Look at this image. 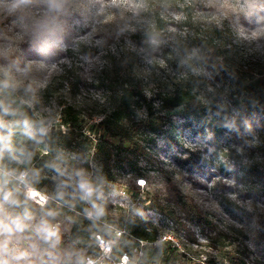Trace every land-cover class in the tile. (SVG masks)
Returning a JSON list of instances; mask_svg holds the SVG:
<instances>
[{"label": "rangeland", "instance_id": "rangeland-1", "mask_svg": "<svg viewBox=\"0 0 264 264\" xmlns=\"http://www.w3.org/2000/svg\"><path fill=\"white\" fill-rule=\"evenodd\" d=\"M174 1L173 5L160 4L163 18L160 30L156 37L140 45L131 40V34L140 32L144 42V35L154 28L143 0H71L62 12L50 10L47 0H33L15 10L11 9L14 0H0V86L10 87L21 96L48 129L64 130L59 124L60 108L73 106L80 113L82 130L97 138L102 132L98 122L118 103L122 86L138 84L149 96L176 76L198 71V62L187 61L195 50L184 44L192 31L210 29L213 25L220 27L226 35L227 55L237 66L253 73L264 69V0ZM45 15L58 19L61 27L55 35L32 29L33 21ZM22 22L29 25L28 30L22 27ZM180 44H184L182 52ZM206 89L205 98L220 104L226 128L216 149L206 143L202 134H193L180 109L166 112L163 120L166 137H153L144 143V156L136 158L138 172L127 169L116 172L113 187L107 193L100 192L99 198L107 203L95 204L103 209V215L96 217L93 202L88 203L89 208L82 216L85 225H95L87 241L70 240L72 221L64 211L57 210L58 203L52 202L44 210L39 197L46 201L50 192L36 189L40 196L31 200L26 209L31 217L26 221L27 227H31L29 223L33 220L43 221L49 216L47 224L56 231L57 238L44 242L35 228L29 236L11 235L20 252L31 259L29 264H64L86 253L110 264H203L205 260L231 264L232 254L248 264H264V197L251 195L244 183L221 171L233 169L230 153L242 163L258 156L256 145L264 142V126L241 129L231 122L232 117L224 107L228 98L226 89L216 94L211 87ZM136 114L144 117L145 109H138ZM190 153L194 158L204 157L209 167L189 173L174 158L183 159ZM54 155L60 168L55 172L63 176L60 170L64 163L72 164L73 157L63 151ZM84 162L85 168L86 164L89 169L94 168L90 153ZM21 175L10 167L0 168V182L5 183L11 176L18 184L16 193L24 191L27 196L30 186L23 184L25 178L21 180ZM78 180L86 184L89 178ZM69 181L64 182V188L72 204L78 195L72 189L73 178ZM247 186L257 187L253 183ZM174 189L191 199L212 219L216 229L226 234L222 252H213L207 246L215 231L197 225L193 213L187 214L178 203ZM156 204L165 210L172 209L177 222L172 223L159 213ZM89 212H93L91 218ZM131 214L159 230L156 241H140L125 232L123 225ZM103 224H107L105 231ZM98 234L107 236L110 252L98 246L95 241ZM124 251L129 255L126 263L121 261Z\"/></svg>", "mask_w": 264, "mask_h": 264}, {"label": "trees", "instance_id": "trees-1", "mask_svg": "<svg viewBox=\"0 0 264 264\" xmlns=\"http://www.w3.org/2000/svg\"><path fill=\"white\" fill-rule=\"evenodd\" d=\"M143 1L144 9L154 22V28L144 35V42H141L140 32L131 34V40L140 45H145L146 39L156 37L160 30L163 20L160 4H175L174 0ZM207 29L192 31L184 42L196 52L187 60L199 63L196 73L188 72L176 76L174 81H170L171 83L164 88H156L149 96L138 84L122 86L118 103L98 122L102 132L97 138L82 130L80 113L73 106L65 105L60 108L59 124L65 128L64 130L59 127L48 129L46 123L33 113L21 96L10 87L0 86V119L8 125L6 129L0 130V135L7 137V147L0 153V168L5 170L10 167L16 174L20 172L25 178L23 184L36 192L42 188L49 190L50 195L42 207L47 210L50 203L59 204L57 210L64 211L72 221L70 240L90 239L91 229L95 224L85 225L86 219L82 216L89 208L88 203H107V200L99 198V195L100 192L107 193L116 183V172L122 169L138 172L136 158L144 156V143H148L153 137H166L163 130L166 112L180 109L181 116L188 122L193 134H202L209 146L214 149L218 147L219 141L224 138L226 128L223 126L220 104L207 100L203 95L207 93L206 87H211L213 94L226 89L228 98L224 107L232 117V123L238 124L243 130L264 126V69L253 73L248 68L237 66L227 55L224 30L216 25ZM184 44L178 46L180 52L183 51ZM140 108L145 109L144 117H138L136 114ZM4 109H7L6 113ZM256 146L258 156L255 159L251 158L248 163H242L239 157L230 153L228 156L233 162V169L228 171L225 168L221 171L228 177L232 176L237 182L244 183L245 189L252 191L249 192L251 195L264 197V142ZM58 151L69 153L73 157L72 164L66 162L63 170H60L63 176H58L60 174L55 172L58 166L54 153ZM89 153L94 162L93 169H89L87 164L86 168L84 166V160ZM192 155L193 153H190L183 159L176 156L174 158L181 166H185L189 173L209 167V162L204 157L194 158ZM22 171L26 174L21 173ZM84 177L89 178L86 184L92 189V196L86 199L78 180ZM71 178L75 184L78 183L72 187L74 193L78 195V199L72 204L64 188L66 187L64 182L69 183ZM248 183L256 184L257 187L249 189ZM17 185L11 176L7 177L5 183L0 182V194L11 192L12 198L16 201L15 204L3 203L0 218L23 217L28 205L32 203L33 200L27 198L28 190L27 196L24 191L16 193ZM174 193L182 209L187 214L193 213L197 225L215 231L214 235L208 238L207 246L213 252H222L225 248L226 234L218 231L212 219L199 210L191 199L177 189H174ZM155 208L172 223L177 222L172 209L165 210L161 204H156ZM50 219L49 216L43 221L35 219L29 223L31 227L26 226L23 232L2 234L0 242L7 241L10 251L20 252L11 237L18 233L21 236H29L34 233V228L39 229L43 222L48 223ZM106 225H102L103 231L107 230ZM123 227L127 234L140 241L154 242L159 236V230L153 224L145 222L137 215H128ZM101 238L108 240L105 234H102ZM95 241L98 244L97 238ZM124 253L128 255L126 251ZM87 258L92 260V264H110L101 259H92L87 253L78 254L74 262L68 260L64 264L81 262L85 264ZM230 259L233 260L231 264H248L241 257L236 259L234 254ZM30 262L31 259L26 258L18 264ZM202 263L216 264L211 260Z\"/></svg>", "mask_w": 264, "mask_h": 264}, {"label": "clouds", "instance_id": "clouds-1", "mask_svg": "<svg viewBox=\"0 0 264 264\" xmlns=\"http://www.w3.org/2000/svg\"><path fill=\"white\" fill-rule=\"evenodd\" d=\"M32 2L33 0H14L11 5V9L15 10L22 5H28ZM70 2L71 0H47L49 9L55 12L64 11L66 6ZM22 27L25 28V30H28L29 25L22 22ZM31 27L37 33H47L49 35H55L60 30L61 25L56 17L45 15L43 18L34 20ZM4 112L6 113L7 109H4ZM7 127L8 125L3 121V119H0V130L6 129ZM6 140L7 137H5L4 135H0V153H2L7 147ZM23 178V175H21L20 179L23 180ZM80 188L85 194L84 198L92 196V189L87 184L82 182L80 184ZM38 196H40L38 192L33 189H29L28 197L30 199L36 198ZM44 199V197H40L39 202L43 203ZM3 203H16V201L12 198L11 192H2V194H0V214H2L3 212ZM92 207L93 209H95L96 217L103 215L102 208L98 207L95 203H93ZM49 215H51V213H49ZM88 216L91 218L93 216V212H89ZM29 219H31V217L27 212H25L23 217L0 218V235L5 233L10 235L13 232H23L27 226L24 221ZM38 231L42 234V237L45 241L54 242L57 238L56 231L46 222H43L41 224ZM26 257V253L10 251L8 249L7 241L0 242V264H18L19 261L26 259ZM81 264H83V262H81ZM88 264H92V262L89 261Z\"/></svg>", "mask_w": 264, "mask_h": 264}, {"label": "built area", "instance_id": "built-area-1", "mask_svg": "<svg viewBox=\"0 0 264 264\" xmlns=\"http://www.w3.org/2000/svg\"><path fill=\"white\" fill-rule=\"evenodd\" d=\"M43 203H45V200ZM97 240H98V246H100L102 248H108L106 251H109V252L111 251V246L109 245L107 240H103L100 236H97ZM106 251H105V249L103 250V252H106ZM123 259H124V261H123ZM88 260H90L92 262V260L90 258H87V261ZM128 260H129L128 255L126 253H123L122 258H121L122 263H126Z\"/></svg>", "mask_w": 264, "mask_h": 264}, {"label": "bare ground", "instance_id": "bare-ground-1", "mask_svg": "<svg viewBox=\"0 0 264 264\" xmlns=\"http://www.w3.org/2000/svg\"><path fill=\"white\" fill-rule=\"evenodd\" d=\"M40 198V197H39Z\"/></svg>", "mask_w": 264, "mask_h": 264}]
</instances>
